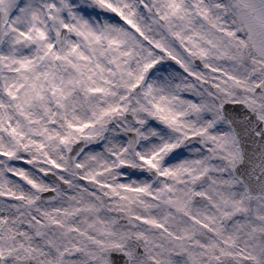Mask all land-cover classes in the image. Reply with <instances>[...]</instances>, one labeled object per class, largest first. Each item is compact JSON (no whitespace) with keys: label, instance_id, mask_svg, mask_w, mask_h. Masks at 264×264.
I'll return each mask as SVG.
<instances>
[{"label":"snow or ice","instance_id":"obj_1","mask_svg":"<svg viewBox=\"0 0 264 264\" xmlns=\"http://www.w3.org/2000/svg\"><path fill=\"white\" fill-rule=\"evenodd\" d=\"M0 264H264V0H0Z\"/></svg>","mask_w":264,"mask_h":264}]
</instances>
